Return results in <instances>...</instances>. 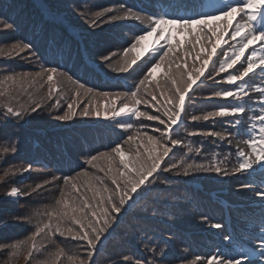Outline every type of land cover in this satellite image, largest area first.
<instances>
[{
    "label": "trees",
    "instance_id": "16d2710c",
    "mask_svg": "<svg viewBox=\"0 0 264 264\" xmlns=\"http://www.w3.org/2000/svg\"><path fill=\"white\" fill-rule=\"evenodd\" d=\"M41 1L51 12L62 13L67 23L78 30L79 38L73 36L61 21L48 17L36 0H0V17L15 25L12 30L0 31V47L9 50L15 41L31 42L34 51L40 57L37 61L28 58L27 53L0 56V77L9 70L37 71L43 64L45 67H58L72 74L97 92L111 93L129 90L142 73L116 72L102 64L100 57L108 55L109 52L122 51L123 47L128 46L134 34H141L138 25L146 26L134 20H126L116 23L97 21L96 26L90 27L88 21L93 18L94 12L124 5L125 8H132L145 14L164 12L170 18H195L194 13L213 12L216 7L229 3V0ZM179 13L182 14L176 15ZM111 14L114 13L106 15ZM102 19L106 20V16ZM213 23L223 26L225 21ZM133 28L137 29L135 33L129 31ZM231 31L232 29H229V32ZM182 37L183 33H180L178 38ZM154 39V36L149 37L145 43L150 44ZM225 39L232 43L229 36L226 35ZM160 45L166 48L164 40H161L157 47ZM199 47L196 45L193 51L190 46L185 45L179 52V59L175 57L173 59L181 66L186 61L189 67L193 63L199 67V62L195 60ZM206 47L210 49L211 46ZM223 48L228 50L227 45ZM184 51H191L192 55L185 57ZM217 52L219 54L220 50ZM248 54L250 50L246 51L245 55ZM153 55L155 53H148L147 59L152 60ZM150 66L148 64V67ZM144 71L146 72L147 68H144ZM255 73L254 84L264 87V74L260 73L259 69H256ZM160 76L158 73V80ZM224 76L225 74H220L216 80L223 81ZM202 81L203 83L200 82L194 87L190 98L186 99V112L182 114V121L173 137L183 139L185 144L191 141L193 147H201L202 151L199 154H187L186 148H176L173 150L174 154L170 153L166 159L177 165L182 158L187 163L207 165L215 153L219 158L228 157L225 166L230 174L225 176L196 170L185 176L179 168L173 172L161 173L148 191L135 197V203L129 202L110 234H107L106 239L102 238L94 257L95 264H124L125 257L129 258V264H135L137 260L147 262L153 259L156 264H191L193 261L195 264H207V258L217 253L226 258L239 259L240 252L248 255V260L244 264L249 262L264 264V259L258 255L261 250L257 247L259 243L257 238L264 231V200L256 195V192L264 191V169L256 164L247 172L231 173V167L237 163V144L248 150L243 143L248 138L244 131L250 123L248 117L258 113L261 104L258 102L257 94L250 90L252 100L246 104L248 111L240 117L242 125L237 127H232L231 117L192 121L191 115H202L215 110L218 106L232 103L230 98L227 100L208 98L213 91L221 88L228 90L231 86L226 83L215 85L204 78ZM88 99L89 97H84L82 102L87 103ZM67 102L66 96L61 102V110L58 111L48 106L52 101L46 100L42 109L30 113L19 121L9 118L5 122L0 115V146H9L14 141L16 148L14 153L0 154V175L11 169L9 177L5 181H0V243L7 244L23 239L34 230V227L22 218L32 211H43L52 204L58 196L62 180L19 199L5 195L11 187L29 191L30 187L34 188L37 183L50 179L52 175H74L81 167L96 172V169L83 162L84 157L95 151H107L127 135L133 134L120 129L117 125L118 120H127L128 117L121 116L115 120L94 115L84 117L79 115L82 107L77 109V116L70 121L56 119L55 117L62 114V110L66 108ZM94 102L102 106L101 110L108 103L106 99L100 97ZM21 103L28 104L31 101L25 97L21 99ZM120 106L121 101L117 100V110ZM139 107L141 111L156 114L154 109L146 108L143 104ZM133 122L143 123L151 135L159 136V133L152 131L155 128L163 130V126L158 122L148 121L146 118H140L139 121L133 118ZM224 128L233 133L228 137L232 141L231 144L227 140H216L214 144L215 138L188 135L196 129L221 131ZM137 145H142V148L149 146L146 140L141 139L132 147ZM124 147L127 151V146ZM28 164L32 165L31 170L16 171ZM100 166L103 167V163ZM96 174L103 176V173ZM106 183L111 187L110 181L106 180ZM241 185L247 187L242 188ZM91 195L89 193V196ZM214 224H221L222 227L217 229L213 227ZM225 236H230L231 239L225 240ZM81 243L70 238L57 237L56 244L48 245L47 251L37 259H45L48 252L54 251L58 245L66 254L61 258L60 264H69L67 256H86L85 249L80 246ZM153 248L155 251H152ZM5 255L0 254V264H3ZM196 257L201 259L196 260ZM15 264H25L23 255L16 259Z\"/></svg>",
    "mask_w": 264,
    "mask_h": 264
},
{
    "label": "snow or ice",
    "instance_id": "6c2138e0",
    "mask_svg": "<svg viewBox=\"0 0 264 264\" xmlns=\"http://www.w3.org/2000/svg\"><path fill=\"white\" fill-rule=\"evenodd\" d=\"M108 13L114 14L106 15ZM81 15L83 16V13ZM105 16L106 20L102 19ZM194 16L195 18H170L164 12L145 14L132 8H125L124 5L93 13V18L88 21L90 27L96 26L97 21L116 23L126 20H134L146 26L138 25L141 34H134L128 46L123 47L122 51L109 52L108 55L100 57L102 64L116 72L142 73L127 91L97 92L72 74L58 67H45L43 64L37 71L9 70L0 77V109H2L0 115L5 122L9 118L22 120L30 113L42 109L46 100L52 101L48 105L51 109L59 111L62 100L67 96L66 108L62 110V114L55 117L56 119L70 121L77 116V109L82 107L79 115L84 117L94 115L113 120L121 116L128 117L127 120H118L117 125L120 129L133 133L115 143V146L107 151H95L84 157L83 162L96 169V172L81 167L74 175H52L50 179L37 183L34 188L30 187L29 191H22L13 186L5 193L7 197L19 199L62 180L58 188V196L52 204L43 211L35 210L22 218L32 225L34 230L23 239L7 244L0 243V254H6L3 264H15L16 259L21 255L25 264H60L61 258L66 254L58 245L54 251L48 252L45 259H37L47 251L48 245L56 244L57 237L82 242L80 246L85 249L86 256H67L69 264H95L94 257L102 238H107V234H110L129 202L135 203V197L148 191L161 173L173 172L179 168L185 176L196 170L229 175V170L225 166L227 156L219 158L214 153L207 165L187 163L183 158L177 165L166 159L176 148H186L187 154H199L202 151L201 147H193L191 141L185 144L183 139L173 138L176 128L182 121V114L186 112V99L190 98V93L195 90L194 86H197L198 81L203 83L202 78L212 81L215 85L226 83L231 86L228 90L221 88L213 91L208 98L226 100L230 98L232 103L218 106L215 110L207 111L202 115H191L192 121L231 117L232 127L241 126L243 121L240 117L248 111L246 104L252 100L250 90L257 94L261 107L258 113L248 117L250 123L244 129L248 138L243 143L248 150L237 144V163L231 167V173L247 172L256 164L264 169V87L254 84L255 70L259 69L260 73L264 74V0H229V3L216 8L213 12H197ZM220 21H225L223 26L213 23ZM0 25H2L0 31L15 28L14 23L3 17H0ZM229 29L232 31L229 32ZM129 31L135 33L137 29L133 28ZM166 32L168 35H165ZM180 33H183L182 38H178ZM226 35L230 37L231 44L225 39ZM153 36L155 39L150 44L145 43ZM161 40L166 42V48L164 45L157 47ZM185 45L190 46L193 51L196 45L200 46L195 56L199 67H196L195 63L189 67L186 61L181 66L173 59V57L179 59V52L185 48ZM206 45H210V49ZM224 45L228 46V50H224ZM249 50L250 54L246 56V51ZM150 52L155 53L152 60L147 59V54ZM13 53L16 55L27 53L28 58L37 61L40 59L31 42L15 41L9 50L0 47V56H11ZM184 55L191 56L192 52L184 51ZM213 57L216 59L214 60ZM148 64L151 66L148 67ZM144 68H147L146 72ZM158 73L161 74L159 80ZM220 74H225L223 81L216 80ZM25 97L31 103H21V99ZM84 97H89L87 103L82 102ZM97 97L108 101L103 106V110L99 103L94 102ZM117 100L121 101L118 110ZM141 104L146 108L154 109L156 114L141 111L139 107ZM133 118L137 121L140 118L156 121L163 126V130L155 128L152 131L159 133V136L151 135L143 123H135ZM188 135L215 138L214 144L216 140H227L231 144L232 141L228 137L233 133L227 128L221 131L196 129ZM138 139L146 140L149 146L132 147L137 144ZM14 145L13 141L9 146H0V154L14 153L16 151ZM101 163L103 167L100 166ZM31 168L32 165L28 164L16 171L24 172ZM10 173L11 169L5 170L0 175V181H5ZM96 173H103V176ZM106 180L110 181L111 187ZM89 193L92 195L89 196ZM256 195L264 200V191H258ZM204 219L207 220L206 217ZM213 227L219 229L222 225L214 224ZM224 239L230 240L231 237L225 236ZM257 239L259 240L257 247L261 250L258 255L264 259V231ZM152 251H155V248ZM239 257V259L226 258L217 253L207 258V264H244L248 260L245 252H240ZM124 264H129L128 257L124 258ZM135 264H156V261L137 260ZM191 264H195V261Z\"/></svg>",
    "mask_w": 264,
    "mask_h": 264
},
{
    "label": "rangeland",
    "instance_id": "374dc122",
    "mask_svg": "<svg viewBox=\"0 0 264 264\" xmlns=\"http://www.w3.org/2000/svg\"><path fill=\"white\" fill-rule=\"evenodd\" d=\"M42 5L44 6V3H42ZM45 8H46V7H45ZM59 15H60V17H63V18H64V16H63L62 13H60Z\"/></svg>",
    "mask_w": 264,
    "mask_h": 264
}]
</instances>
